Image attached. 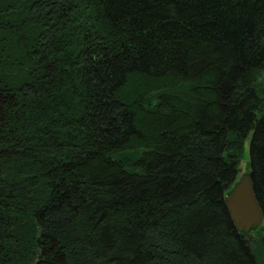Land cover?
Wrapping results in <instances>:
<instances>
[{
    "label": "trees",
    "instance_id": "obj_1",
    "mask_svg": "<svg viewBox=\"0 0 264 264\" xmlns=\"http://www.w3.org/2000/svg\"><path fill=\"white\" fill-rule=\"evenodd\" d=\"M263 71L264 0H0V264H264Z\"/></svg>",
    "mask_w": 264,
    "mask_h": 264
},
{
    "label": "water",
    "instance_id": "obj_2",
    "mask_svg": "<svg viewBox=\"0 0 264 264\" xmlns=\"http://www.w3.org/2000/svg\"><path fill=\"white\" fill-rule=\"evenodd\" d=\"M225 205L240 233L249 234L264 223L263 209L256 196L251 172L237 179L233 188L225 195Z\"/></svg>",
    "mask_w": 264,
    "mask_h": 264
},
{
    "label": "rangeland",
    "instance_id": "obj_3",
    "mask_svg": "<svg viewBox=\"0 0 264 264\" xmlns=\"http://www.w3.org/2000/svg\"><path fill=\"white\" fill-rule=\"evenodd\" d=\"M259 85H263L264 86V71L262 72L261 76L258 78L257 80ZM249 145H250V139H247L246 143H245V149H244V154L240 163V173L238 178H240V176H242L243 174L250 172V149H249ZM249 237L254 241V251L261 253V250L263 251V253L260 255V257H264V250L262 249L261 245H260V235H258L255 231L249 233ZM264 259V258H261Z\"/></svg>",
    "mask_w": 264,
    "mask_h": 264
}]
</instances>
